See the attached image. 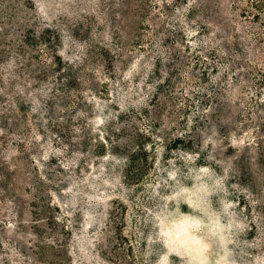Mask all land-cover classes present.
<instances>
[{"label":"rangeland","instance_id":"obj_1","mask_svg":"<svg viewBox=\"0 0 264 264\" xmlns=\"http://www.w3.org/2000/svg\"><path fill=\"white\" fill-rule=\"evenodd\" d=\"M0 264H264V0H0Z\"/></svg>","mask_w":264,"mask_h":264},{"label":"trees","instance_id":"obj_2","mask_svg":"<svg viewBox=\"0 0 264 264\" xmlns=\"http://www.w3.org/2000/svg\"><path fill=\"white\" fill-rule=\"evenodd\" d=\"M49 25H47V27H43L41 31L46 32V30H50V27H48Z\"/></svg>","mask_w":264,"mask_h":264}]
</instances>
